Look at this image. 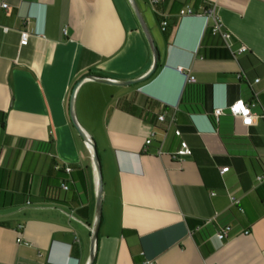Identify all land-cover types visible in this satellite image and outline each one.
<instances>
[{
	"label": "crops",
	"instance_id": "crops-1",
	"mask_svg": "<svg viewBox=\"0 0 264 264\" xmlns=\"http://www.w3.org/2000/svg\"><path fill=\"white\" fill-rule=\"evenodd\" d=\"M135 1L157 48V69L129 86L83 80L74 93L103 176L93 264H264V181L256 180L264 176V0ZM1 3L0 264H87L96 175L71 123L70 98L87 75H144L152 51L127 0ZM186 7L195 14L181 16ZM207 7L230 47L212 33ZM163 21L177 23L172 40ZM25 29L31 35L20 46ZM146 98L176 116L147 152L153 124L122 108L148 107ZM238 99L254 103L252 116L225 110L216 122L213 110ZM182 140L192 154L174 157ZM68 166L81 172L67 176L61 169ZM224 226L230 230L220 240Z\"/></svg>",
	"mask_w": 264,
	"mask_h": 264
},
{
	"label": "water",
	"instance_id": "water-1",
	"mask_svg": "<svg viewBox=\"0 0 264 264\" xmlns=\"http://www.w3.org/2000/svg\"><path fill=\"white\" fill-rule=\"evenodd\" d=\"M127 1L129 2V5L131 9L133 10V13L135 14L137 21L141 27V30L143 31V34L145 35V38L151 48L152 55H153L152 67L144 75L137 77V78H133V79H127V80H118V79H113V78H108V77H103V76H97V75H87L75 85V88L70 98L69 114H70L71 123L73 127L75 128L77 134L80 136V138L84 141V143L88 146L90 150L92 161H93V166L95 169V175H96V206H95L94 222L91 227L90 253H89V259H88L87 264H93L94 257H95L98 230H99L101 217H102L103 176H102L101 164H100V159L98 156L95 141L81 126L75 114V108H74L75 89L77 85L83 80L96 81V82H100L104 84L117 85V86H129V85L138 84L148 79L158 67L159 55H158L157 48L155 46L152 34L143 19V16L141 14V11L136 1L135 0H127Z\"/></svg>",
	"mask_w": 264,
	"mask_h": 264
},
{
	"label": "built area",
	"instance_id": "built-area-1",
	"mask_svg": "<svg viewBox=\"0 0 264 264\" xmlns=\"http://www.w3.org/2000/svg\"><path fill=\"white\" fill-rule=\"evenodd\" d=\"M0 6L2 8H7L6 3H1ZM194 14L195 13L193 12V10L190 7H186L180 11L181 16L194 15ZM203 16L207 21L209 19H212V21H213L211 24L212 33L213 34H219L223 38V40L225 42H227L228 46L230 47V42H228L230 36H229L228 32L226 30H224L222 28V26L220 25L219 20L215 14L214 8L213 7H207L203 12ZM166 26H167V22L163 21L161 23V28L163 31H164ZM5 30H7V29H5ZM30 35H31L30 30L25 29V30L20 31V41H19L20 46H25L27 44ZM245 51H246V48L243 46L238 49V52H245ZM185 79H186L187 83L188 82L191 83L194 81V78L188 74H185ZM259 81H260V79L255 80V82H259ZM253 106H254V103H252V102H246L243 99H238V100L234 101L232 104L226 106V108H215L213 110V116H214L215 121L218 122L219 117L225 113V110H228L229 113L233 116L248 118V117L252 116V107ZM157 119H158V122L165 123L166 130L175 123L174 113L171 116H169L168 119H166L165 115L162 113L158 116ZM175 134L179 136L180 131L176 130ZM152 139H153V135H151L150 137H148L145 140V148L151 144ZM155 154L157 156H160L162 154V152L159 149H157ZM191 154H192V150L190 149L188 144L184 140H182L180 143V147L176 151L174 157L181 158L184 156H189ZM227 169H228L227 167L221 168L219 173L224 174L227 171ZM65 170L69 171V168L65 167ZM256 180L261 183L264 181V176H257ZM63 188L66 190L68 187L64 185ZM229 199H230L231 205H233V206L239 205V200L237 198H235L233 196H229ZM229 230H230L229 226L222 227V229L218 232L217 237L220 240L225 239L228 235ZM243 234H245V235L249 234V230L243 231ZM17 241L20 242V238L17 239ZM143 264H154V263L149 261V260H145L143 262Z\"/></svg>",
	"mask_w": 264,
	"mask_h": 264
},
{
	"label": "trees",
	"instance_id": "trees-1",
	"mask_svg": "<svg viewBox=\"0 0 264 264\" xmlns=\"http://www.w3.org/2000/svg\"><path fill=\"white\" fill-rule=\"evenodd\" d=\"M176 29H177V23L175 21L172 22V23H170V24L167 23V26L164 29V34H165V37H166V39L168 41L173 39V37L175 35ZM240 53H242V52H240ZM146 100H147V102H149L148 107H145L144 106L143 108H141V107H138L136 104H128V105H125L123 103L122 104V108L127 113H129V114H131L133 116L139 117V118H141V119H143L145 121H149L150 123H152L153 126H154V128H155V130H156V132H157V133L155 132L153 134L152 142L154 141L155 143L158 144L160 141L157 138L155 139V137H156V135L158 133H164L166 131V125H165V123H161L160 126H157L156 125V122H158V119L157 118H158V116L160 114L163 113L165 115L166 119H168L169 116L167 115V113H168L169 109H171V108H169L168 106H166L164 104H160V103H158V102H156L154 100H150L149 98H146ZM158 107L160 108V112H154L153 109L158 108ZM0 116H1L0 117V128L3 129L4 128V118H5V114L4 113H0ZM175 121H176V116H175ZM147 148L155 149L156 146L150 144L149 146H147L144 149L145 152H147ZM68 168H69V171H66L65 170V167H64V168L61 169V172L64 173L65 175H67V176H72V172L74 170H76L77 172H81L80 169H73V168H71L69 166H68ZM80 181H81L82 184H84V177H83L82 173H80ZM64 185L67 186L65 183H63L61 185L62 189H64L63 188ZM235 208L239 212H242L243 211L240 205H235ZM82 209H84V208H82Z\"/></svg>",
	"mask_w": 264,
	"mask_h": 264
}]
</instances>
